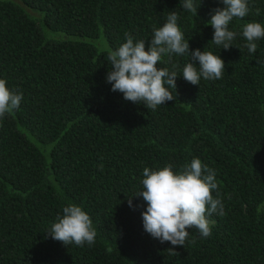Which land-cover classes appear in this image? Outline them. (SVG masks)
Segmentation results:
<instances>
[{"label":"trees","instance_id":"1","mask_svg":"<svg viewBox=\"0 0 264 264\" xmlns=\"http://www.w3.org/2000/svg\"><path fill=\"white\" fill-rule=\"evenodd\" d=\"M194 3L196 16L180 0H0V78L23 93L0 120V264H264V39L250 53L241 34L264 23V0L230 23V49L207 24L222 0ZM173 11L190 50L219 54L225 70L193 85L181 75L190 54H173L175 99L149 110L112 91L106 55L126 32L150 47ZM193 158L216 172L225 215L208 217L207 238L190 229L185 246L161 243L135 196L143 169ZM69 203L90 214L93 245L46 233Z\"/></svg>","mask_w":264,"mask_h":264},{"label":"clouds","instance_id":"2","mask_svg":"<svg viewBox=\"0 0 264 264\" xmlns=\"http://www.w3.org/2000/svg\"><path fill=\"white\" fill-rule=\"evenodd\" d=\"M222 3L224 7L215 9L207 24L214 29L211 42L230 49L237 36L236 31L230 30V23L234 18L243 19L249 14V0H222ZM180 6L195 16L198 14L194 0H180ZM259 11L256 9L257 15ZM178 19L176 12H169L166 22L154 28L148 48L146 41H135L126 32V42L116 50H108L106 60L111 70L106 79L112 84V91L123 93L125 100L144 104L149 110L174 100L170 89L176 91L179 75L175 70L177 65L171 60L173 54H190L191 61L183 67L181 75L193 85H199L201 77L205 80L223 77V58L212 51L190 50L189 40L185 39ZM241 34L247 41L248 51L255 53L256 41L264 39V23L247 22L242 26ZM160 62L172 63V70L159 67ZM261 62L264 61L258 59V63ZM22 99V92L11 90L7 81L0 78V120L14 115ZM141 183L142 190L135 196H142L147 204L142 213L143 227L161 243L185 246L190 229L198 230L202 238H207L212 234L214 223L208 217L225 215L216 172L203 164L200 158H193L179 172L171 164L155 170L145 167ZM214 190L216 196L213 195ZM131 197L128 200L130 206ZM46 233L66 246L74 244L81 247L93 245L97 235L90 214L75 203L63 207L62 215L57 216Z\"/></svg>","mask_w":264,"mask_h":264}]
</instances>
